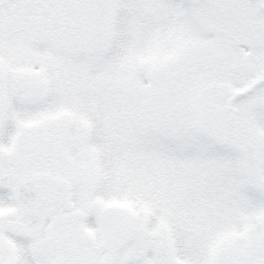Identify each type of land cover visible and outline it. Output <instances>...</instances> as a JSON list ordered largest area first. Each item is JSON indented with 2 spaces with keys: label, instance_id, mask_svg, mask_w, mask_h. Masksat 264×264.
Instances as JSON below:
<instances>
[{
  "label": "snow or ice",
  "instance_id": "obj_1",
  "mask_svg": "<svg viewBox=\"0 0 264 264\" xmlns=\"http://www.w3.org/2000/svg\"><path fill=\"white\" fill-rule=\"evenodd\" d=\"M0 264H264V0H0Z\"/></svg>",
  "mask_w": 264,
  "mask_h": 264
}]
</instances>
